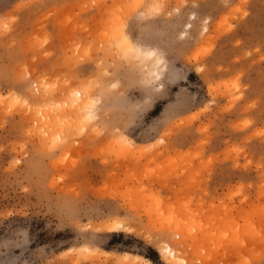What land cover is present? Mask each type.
<instances>
[{
	"label": "rangeland",
	"instance_id": "rangeland-1",
	"mask_svg": "<svg viewBox=\"0 0 264 264\" xmlns=\"http://www.w3.org/2000/svg\"><path fill=\"white\" fill-rule=\"evenodd\" d=\"M166 259L264 264V0H0V264Z\"/></svg>",
	"mask_w": 264,
	"mask_h": 264
},
{
	"label": "bare ground",
	"instance_id": "bare-ground-1",
	"mask_svg": "<svg viewBox=\"0 0 264 264\" xmlns=\"http://www.w3.org/2000/svg\"><path fill=\"white\" fill-rule=\"evenodd\" d=\"M188 27H189V25H188ZM121 44H122V46H123V48H124V50L126 49V51H127V53L130 51L131 53H134L135 52V54L137 53L138 54V56H139V58L143 55L144 56V58H146L147 60H151L152 61V63H153V65H155V66H153V67H155V68H153L152 67V70H151V72H152V74H154L156 77H158L159 76V72H158V68H156V66L158 65V64H160L161 63V59L154 53V52H147V51H143L142 52V50L140 49V48H135V47H133L131 44V42L127 39V38H125V37H122V39H121ZM134 50V52H132L133 50ZM132 50V51H131ZM129 52V53H130ZM136 54V55H137ZM143 59V58H142ZM117 226L116 225H114V226H109L108 228L110 229V228H116ZM122 257H125V258H127V259H130V256L129 255H127V254H125V256H122ZM172 257V256H171ZM141 258L140 257H134V260H140ZM167 260V264H174L173 262H171L172 260H168V259H166ZM174 261V260H173ZM142 264H151L149 261H144V262H142Z\"/></svg>",
	"mask_w": 264,
	"mask_h": 264
},
{
	"label": "trees",
	"instance_id": "trees-1",
	"mask_svg": "<svg viewBox=\"0 0 264 264\" xmlns=\"http://www.w3.org/2000/svg\"><path fill=\"white\" fill-rule=\"evenodd\" d=\"M146 258L149 259V260H151L152 262H154L152 258H150V257H146Z\"/></svg>",
	"mask_w": 264,
	"mask_h": 264
}]
</instances>
